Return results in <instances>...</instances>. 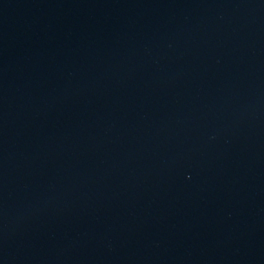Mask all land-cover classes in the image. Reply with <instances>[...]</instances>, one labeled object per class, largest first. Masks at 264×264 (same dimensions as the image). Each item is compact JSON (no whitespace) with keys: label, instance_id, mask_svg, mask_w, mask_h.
Listing matches in <instances>:
<instances>
[{"label":"water","instance_id":"1","mask_svg":"<svg viewBox=\"0 0 264 264\" xmlns=\"http://www.w3.org/2000/svg\"><path fill=\"white\" fill-rule=\"evenodd\" d=\"M264 107V0H0V165Z\"/></svg>","mask_w":264,"mask_h":264}]
</instances>
